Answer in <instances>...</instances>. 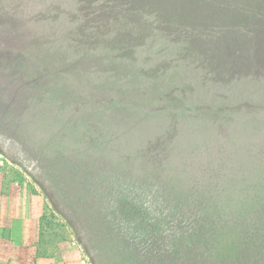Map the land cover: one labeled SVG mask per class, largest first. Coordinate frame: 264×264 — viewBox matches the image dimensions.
I'll return each mask as SVG.
<instances>
[{"label":"rangeland","instance_id":"obj_1","mask_svg":"<svg viewBox=\"0 0 264 264\" xmlns=\"http://www.w3.org/2000/svg\"><path fill=\"white\" fill-rule=\"evenodd\" d=\"M0 166L81 264H264V0H0Z\"/></svg>","mask_w":264,"mask_h":264},{"label":"crops","instance_id":"obj_2","mask_svg":"<svg viewBox=\"0 0 264 264\" xmlns=\"http://www.w3.org/2000/svg\"><path fill=\"white\" fill-rule=\"evenodd\" d=\"M7 185L0 166V264H81L76 259L62 260L46 253L39 228L43 199L22 198L16 182L11 183L10 190Z\"/></svg>","mask_w":264,"mask_h":264}]
</instances>
